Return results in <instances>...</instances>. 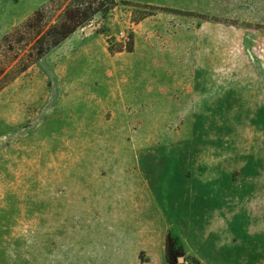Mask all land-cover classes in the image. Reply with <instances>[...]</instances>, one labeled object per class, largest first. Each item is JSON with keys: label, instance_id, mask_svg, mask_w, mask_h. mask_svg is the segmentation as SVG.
<instances>
[{"label": "rangeland", "instance_id": "rangeland-1", "mask_svg": "<svg viewBox=\"0 0 264 264\" xmlns=\"http://www.w3.org/2000/svg\"><path fill=\"white\" fill-rule=\"evenodd\" d=\"M47 1L0 0V39ZM147 16L156 44L140 60L132 29ZM171 31L172 44L157 42ZM77 35L0 80V264H90L91 222L74 214L96 210L94 181L124 171L163 183L209 174L263 196L249 182L264 170V107L251 106L264 87V0H117ZM184 254L176 244L166 264H192Z\"/></svg>", "mask_w": 264, "mask_h": 264}, {"label": "crops", "instance_id": "crops-1", "mask_svg": "<svg viewBox=\"0 0 264 264\" xmlns=\"http://www.w3.org/2000/svg\"><path fill=\"white\" fill-rule=\"evenodd\" d=\"M125 1L163 3V0ZM148 19L149 16L145 17L132 29L131 54L140 60L153 58L148 57V52L156 44L153 29L143 24ZM77 32L78 29L64 40L78 38ZM173 35L175 31L166 32L167 38L156 36L157 42L163 40L162 46H168ZM258 94L260 103L251 106L264 107V87ZM115 161L112 159V167ZM118 176L122 178L94 181L89 195L99 202L96 210L74 214L73 219L83 215L91 222L89 228L82 229L90 236L82 246L86 251L89 245L93 247L90 256L88 252L81 254L83 258L90 257V264H166L167 232L177 239L184 255L197 259L199 264H264V194L253 199L247 196L249 191L247 195L228 191L233 188V181L211 180L209 174L199 181L181 183L148 180L146 172L124 171ZM249 187L264 188V170L260 174L256 168ZM69 230L78 235L76 228ZM73 242L77 246V239Z\"/></svg>", "mask_w": 264, "mask_h": 264}, {"label": "trees", "instance_id": "trees-1", "mask_svg": "<svg viewBox=\"0 0 264 264\" xmlns=\"http://www.w3.org/2000/svg\"><path fill=\"white\" fill-rule=\"evenodd\" d=\"M117 0H48L0 39V80L12 71L13 77L86 25L97 13L105 16ZM177 239L167 232L166 263L172 261ZM192 264H199L191 258ZM176 264H186V259Z\"/></svg>", "mask_w": 264, "mask_h": 264}, {"label": "water", "instance_id": "water-1", "mask_svg": "<svg viewBox=\"0 0 264 264\" xmlns=\"http://www.w3.org/2000/svg\"><path fill=\"white\" fill-rule=\"evenodd\" d=\"M92 27H87L86 30H91ZM179 260L182 261V257H179Z\"/></svg>", "mask_w": 264, "mask_h": 264}, {"label": "built area", "instance_id": "built-area-1", "mask_svg": "<svg viewBox=\"0 0 264 264\" xmlns=\"http://www.w3.org/2000/svg\"><path fill=\"white\" fill-rule=\"evenodd\" d=\"M120 34H122V32H120Z\"/></svg>", "mask_w": 264, "mask_h": 264}]
</instances>
